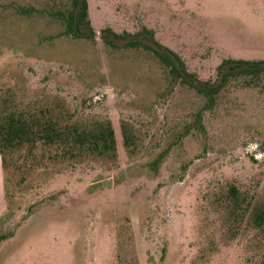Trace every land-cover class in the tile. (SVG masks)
<instances>
[{"label": "rangeland", "instance_id": "1", "mask_svg": "<svg viewBox=\"0 0 264 264\" xmlns=\"http://www.w3.org/2000/svg\"><path fill=\"white\" fill-rule=\"evenodd\" d=\"M87 2L95 41L63 35L72 0H0V98L86 102L110 118L118 153L9 170L0 226L12 237L0 242V264H264V235L217 203L230 185L264 202V79L232 81L204 111V129L187 134L205 99L152 53L101 38L149 29L189 73L215 81L226 60L264 62V0Z\"/></svg>", "mask_w": 264, "mask_h": 264}, {"label": "trees", "instance_id": "2", "mask_svg": "<svg viewBox=\"0 0 264 264\" xmlns=\"http://www.w3.org/2000/svg\"><path fill=\"white\" fill-rule=\"evenodd\" d=\"M66 29L64 36L77 40L95 41L97 32L92 25L87 0H72V8L61 14ZM105 45L115 50H143L152 53L168 69L173 82L187 85L205 99V105L188 127L203 130V113L215 107L222 91L234 80L249 82L264 79V62L226 60L217 70L215 81H202L188 72L185 62L155 40L154 32L143 28L137 34H117L112 29L101 31ZM27 101L19 92L8 90L0 98V155L5 172L6 199L7 172L21 168L45 170L48 166L60 168L93 164L95 161L118 159L115 131L109 117L93 115L86 102L71 104L66 100ZM124 145L129 157L136 154L137 142L129 125H122ZM167 152L160 154L152 168H158ZM18 156V157H16ZM218 200L220 213L233 216H248L250 230L264 235V202H256L255 194L243 193L230 185ZM1 225V223H0ZM0 242L12 235L1 234Z\"/></svg>", "mask_w": 264, "mask_h": 264}, {"label": "crops", "instance_id": "3", "mask_svg": "<svg viewBox=\"0 0 264 264\" xmlns=\"http://www.w3.org/2000/svg\"><path fill=\"white\" fill-rule=\"evenodd\" d=\"M6 184H5V172L3 168L2 158L0 155V218L6 211Z\"/></svg>", "mask_w": 264, "mask_h": 264}]
</instances>
